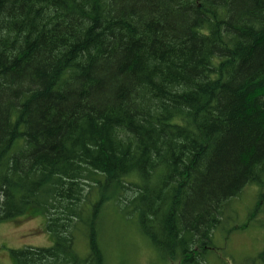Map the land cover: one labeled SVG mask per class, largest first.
<instances>
[{
	"label": "trees",
	"instance_id": "trees-1",
	"mask_svg": "<svg viewBox=\"0 0 264 264\" xmlns=\"http://www.w3.org/2000/svg\"><path fill=\"white\" fill-rule=\"evenodd\" d=\"M249 186L252 219L264 0H0V222L39 210L53 238L15 264H113L119 217L161 261L209 264Z\"/></svg>",
	"mask_w": 264,
	"mask_h": 264
},
{
	"label": "rangeland",
	"instance_id": "rangeland-1",
	"mask_svg": "<svg viewBox=\"0 0 264 264\" xmlns=\"http://www.w3.org/2000/svg\"><path fill=\"white\" fill-rule=\"evenodd\" d=\"M255 191L256 187L249 186L242 192V196L237 199V204L235 202L237 214L234 219L231 221L228 219L224 223V228L214 233L213 241L216 247L207 256L209 264H250V259L264 247L263 212L259 214L260 211H258L252 219L247 217L248 210H251L257 201ZM231 210L232 208L230 213H233ZM38 212L40 214L29 212L16 220L0 222V264H15L12 252L14 249L51 245L52 234L44 229V215L41 211L38 210ZM247 221L251 223L244 229L227 232L233 224H244ZM106 225L108 228L105 232V239L107 240L108 233L111 234L107 240L111 263L174 264L161 261L156 251L146 244L129 220L119 217ZM127 228L131 231L123 233ZM80 245L83 244L80 243Z\"/></svg>",
	"mask_w": 264,
	"mask_h": 264
}]
</instances>
